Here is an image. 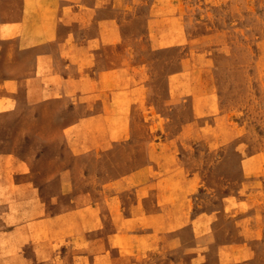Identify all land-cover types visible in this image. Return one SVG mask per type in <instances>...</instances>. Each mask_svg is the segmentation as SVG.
I'll use <instances>...</instances> for the list:
<instances>
[{"label":"rangeland","instance_id":"rangeland-1","mask_svg":"<svg viewBox=\"0 0 264 264\" xmlns=\"http://www.w3.org/2000/svg\"><path fill=\"white\" fill-rule=\"evenodd\" d=\"M27 5L0 0V262L264 264V0Z\"/></svg>","mask_w":264,"mask_h":264},{"label":"crops","instance_id":"crops-1","mask_svg":"<svg viewBox=\"0 0 264 264\" xmlns=\"http://www.w3.org/2000/svg\"><path fill=\"white\" fill-rule=\"evenodd\" d=\"M31 6H33V4ZM28 9H29V5H27V0H26V2L24 0L23 15L28 11ZM51 11H52L51 12V14H52L53 11H54V8H52ZM76 11H77V8H75V12ZM7 25L10 26V24H7ZM40 28L41 29H44L43 26H40ZM22 43H23V40H20V44L21 45H22ZM39 44H45V39L41 43H39ZM60 50H62V49L60 48ZM69 53H70V59H69V61H76L77 62V59H76V55L77 54L74 51H70ZM38 59H39L40 62H43L44 65H47V62H50V61H48L49 60V57L46 56V54L45 55L38 56ZM69 65H70V67H72V63H69ZM18 167L17 166L16 167H10V168L9 167H5V168L2 167V169L4 170V172L7 175H12L10 177V179H12L13 180L12 182L14 183V185H16L20 189V191H21L20 196H18V197L15 196L16 197L15 198L16 199L15 201H19L18 203H20L24 199L23 198V193L25 191L27 182H26V180H23L22 178H16V176L13 177V174H15V172H17L18 174H20L17 177H23V175L25 174V171H14V170H17ZM21 170H23V169H21ZM17 217H18V215H17ZM0 263L1 264H11L10 262H7V260L4 261V262H0Z\"/></svg>","mask_w":264,"mask_h":264}]
</instances>
